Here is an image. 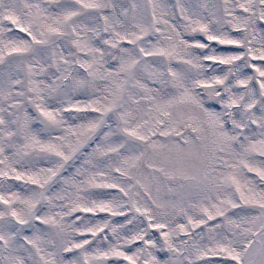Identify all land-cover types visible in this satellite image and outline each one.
I'll list each match as a JSON object with an SVG mask.
<instances>
[{"label":"snow or ice","instance_id":"1","mask_svg":"<svg viewBox=\"0 0 264 264\" xmlns=\"http://www.w3.org/2000/svg\"><path fill=\"white\" fill-rule=\"evenodd\" d=\"M0 264H264V0H0Z\"/></svg>","mask_w":264,"mask_h":264}]
</instances>
